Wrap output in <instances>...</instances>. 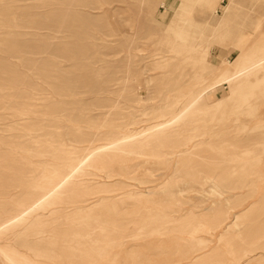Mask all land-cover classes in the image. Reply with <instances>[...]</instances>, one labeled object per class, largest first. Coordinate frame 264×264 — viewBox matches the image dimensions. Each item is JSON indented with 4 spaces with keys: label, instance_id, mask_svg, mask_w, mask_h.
Listing matches in <instances>:
<instances>
[{
    "label": "rangeland",
    "instance_id": "obj_1",
    "mask_svg": "<svg viewBox=\"0 0 264 264\" xmlns=\"http://www.w3.org/2000/svg\"><path fill=\"white\" fill-rule=\"evenodd\" d=\"M0 264H264V0H0Z\"/></svg>",
    "mask_w": 264,
    "mask_h": 264
},
{
    "label": "bare ground",
    "instance_id": "obj_2",
    "mask_svg": "<svg viewBox=\"0 0 264 264\" xmlns=\"http://www.w3.org/2000/svg\"><path fill=\"white\" fill-rule=\"evenodd\" d=\"M205 2H206V1H205ZM235 74H236V73H235ZM235 74H234V75H235ZM237 74H238V73H237ZM234 75H233V76H234ZM231 77H232V76H231ZM226 78H227V77H226ZM229 78H230V77H229ZM230 79H231V78H230ZM230 79H227V81H229ZM55 188H56V186L54 187V189H55ZM46 191H47V190H46ZM49 191H50V190H49ZM51 192H52V191H51ZM51 192H50V193H51ZM50 193H49V195H50ZM36 205H37V204H36ZM37 206H38V205H37ZM29 210H30V209H29ZM27 211H28V210H27Z\"/></svg>",
    "mask_w": 264,
    "mask_h": 264
}]
</instances>
